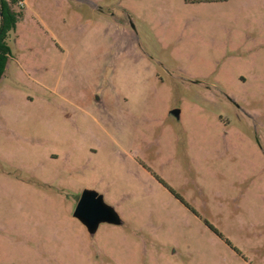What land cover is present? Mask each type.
Here are the masks:
<instances>
[{
	"label": "rangeland",
	"instance_id": "374dc122",
	"mask_svg": "<svg viewBox=\"0 0 264 264\" xmlns=\"http://www.w3.org/2000/svg\"><path fill=\"white\" fill-rule=\"evenodd\" d=\"M18 1L0 264H264V0Z\"/></svg>",
	"mask_w": 264,
	"mask_h": 264
},
{
	"label": "water",
	"instance_id": "95a60500",
	"mask_svg": "<svg viewBox=\"0 0 264 264\" xmlns=\"http://www.w3.org/2000/svg\"><path fill=\"white\" fill-rule=\"evenodd\" d=\"M179 113V110L170 112L175 118H179ZM73 217L85 227L91 236L96 232L100 224L121 225V220L113 208L105 204L103 197L92 190H84L82 192Z\"/></svg>",
	"mask_w": 264,
	"mask_h": 264
},
{
	"label": "trees",
	"instance_id": "16d2710c",
	"mask_svg": "<svg viewBox=\"0 0 264 264\" xmlns=\"http://www.w3.org/2000/svg\"><path fill=\"white\" fill-rule=\"evenodd\" d=\"M18 0H0V80L5 73L9 57L7 40L9 34L15 30L16 24L21 18V13L14 8Z\"/></svg>",
	"mask_w": 264,
	"mask_h": 264
},
{
	"label": "crops",
	"instance_id": "0c3cea01",
	"mask_svg": "<svg viewBox=\"0 0 264 264\" xmlns=\"http://www.w3.org/2000/svg\"><path fill=\"white\" fill-rule=\"evenodd\" d=\"M24 1V0H23ZM11 59V55H9V57H8V63H7V66H6V70H5V73L3 74V76H2V78H1V80H0V84H1V82L3 81V79H4V77H5V75H6V71H7V69H8V67H9V60ZM18 63V62H17ZM80 198V197H79ZM78 201H79V199L76 201V205H77V203H78ZM76 208V207H75Z\"/></svg>",
	"mask_w": 264,
	"mask_h": 264
},
{
	"label": "built area",
	"instance_id": "2783aa9c",
	"mask_svg": "<svg viewBox=\"0 0 264 264\" xmlns=\"http://www.w3.org/2000/svg\"><path fill=\"white\" fill-rule=\"evenodd\" d=\"M17 4L21 6L23 5V2L18 1Z\"/></svg>",
	"mask_w": 264,
	"mask_h": 264
}]
</instances>
